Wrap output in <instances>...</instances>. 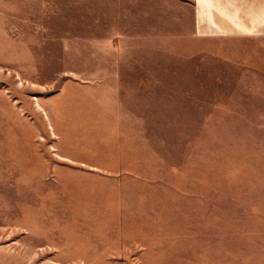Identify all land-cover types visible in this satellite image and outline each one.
Masks as SVG:
<instances>
[{
    "label": "rangeland",
    "instance_id": "374dc122",
    "mask_svg": "<svg viewBox=\"0 0 264 264\" xmlns=\"http://www.w3.org/2000/svg\"><path fill=\"white\" fill-rule=\"evenodd\" d=\"M172 8L0 0V264H264V83L178 58L264 41L175 42Z\"/></svg>",
    "mask_w": 264,
    "mask_h": 264
},
{
    "label": "crops",
    "instance_id": "0c3cea01",
    "mask_svg": "<svg viewBox=\"0 0 264 264\" xmlns=\"http://www.w3.org/2000/svg\"><path fill=\"white\" fill-rule=\"evenodd\" d=\"M172 18L175 42L264 41V0H173ZM133 27L136 28V21ZM137 30L144 36L143 29ZM190 45L187 52L178 56L179 69L202 88L212 89L209 85L220 84L226 86L213 89L243 90L246 77H251L254 85L264 83V45L251 50L239 47L211 50ZM139 69L141 74H147L144 67ZM256 89L264 90V86L252 87Z\"/></svg>",
    "mask_w": 264,
    "mask_h": 264
}]
</instances>
